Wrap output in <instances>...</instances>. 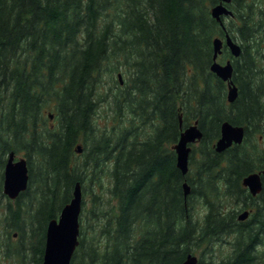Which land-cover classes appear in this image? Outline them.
Here are the masks:
<instances>
[{
    "label": "trees",
    "instance_id": "1",
    "mask_svg": "<svg viewBox=\"0 0 264 264\" xmlns=\"http://www.w3.org/2000/svg\"><path fill=\"white\" fill-rule=\"evenodd\" d=\"M217 3L0 0V205L10 153H25L29 168L28 189L5 205L8 241L19 236L7 258L42 264L48 223L88 180L100 189L108 181L117 211L93 228L105 246L99 237L81 242L72 264L79 255L78 264H182L201 249L210 258L198 264H264V149L252 142L264 133V79L243 47L233 75L238 98L228 103L227 83L211 72L222 31L210 12ZM117 62L131 79L114 95L119 124L100 132L99 87ZM195 122L203 138L184 176L173 146ZM224 122L243 127L245 139L217 153ZM253 173L262 174L256 197L242 184ZM244 209L251 215L241 222ZM224 238L232 251L215 261Z\"/></svg>",
    "mask_w": 264,
    "mask_h": 264
},
{
    "label": "water",
    "instance_id": "2",
    "mask_svg": "<svg viewBox=\"0 0 264 264\" xmlns=\"http://www.w3.org/2000/svg\"><path fill=\"white\" fill-rule=\"evenodd\" d=\"M219 1L221 3L213 7L211 15L214 19L221 22L222 16H233V13L223 5V3L229 4L231 0ZM223 44L220 38L214 40V57L211 72L217 78L227 83V100L230 104H233L238 98V88L233 82V66L230 62L225 65L218 62ZM226 45L234 57L241 55V47L229 36H227ZM202 138L203 133L199 128L198 122H195L182 131L179 141L173 146V150L177 155V167L184 176L189 171L191 145L199 143ZM244 138L245 129L243 127L224 122L221 127V137L215 144V150L217 153H223L234 145H241ZM77 152L82 153L80 146L77 147ZM261 175V173H253L243 180V187L253 197L258 196L262 192L263 183ZM28 187L29 168L27 160L25 158L16 160V153L12 152L7 159L4 170L3 193L9 199L16 200ZM183 189L186 198L190 194L191 188L187 183H184ZM82 196V187L80 183H77L70 203L64 206L58 219H54L48 223L42 264H72L73 256L79 246L80 216L83 206ZM249 217L250 212L245 211L239 215L238 219L244 222ZM182 264H198V258L190 254Z\"/></svg>",
    "mask_w": 264,
    "mask_h": 264
},
{
    "label": "rangeland",
    "instance_id": "3",
    "mask_svg": "<svg viewBox=\"0 0 264 264\" xmlns=\"http://www.w3.org/2000/svg\"><path fill=\"white\" fill-rule=\"evenodd\" d=\"M243 6L241 4V12H246V7L249 5L253 6H261L262 3L264 4V0H243ZM241 22V21H240ZM235 26H237V22L235 23ZM228 58L221 59L219 61L221 64H225ZM117 66V68H115ZM257 69L259 72H261L262 77L264 79V63H261L257 66ZM130 72L132 74V70L129 71V66L123 65V63L117 62L116 64L110 65L108 68L106 67L104 69L103 77L101 79V84L99 87V94L97 97L98 100V112L96 115V122L97 126L102 131H111L113 128L119 124V115L115 111V105H114V95L117 93L122 92V90L129 85L131 76ZM54 117L51 118V123L55 124ZM264 124V122H262ZM252 142L258 147L259 149H264V133H258L253 136ZM216 144V142H215ZM214 144V148H215ZM82 148V153H75L78 160L84 159V144L82 141L77 143L76 147ZM89 149V147H88ZM25 158V153L16 154V160ZM105 187L104 189H100L98 187H94V185L88 181L84 180L83 188L82 189V198H83V206H82V212L80 216V236H79V246L80 247L81 242H84V246H89L90 243L95 240V237H99V240L96 242L97 245L105 246V241H101V237L99 236V233L96 232V235L93 233V228L97 227V229H100L101 226H104L106 223V220L115 215L117 211V204L116 201L110 196L108 193L107 188L109 187L108 181L104 183ZM3 190V188H2ZM98 196V199L96 197ZM8 198V197H7ZM9 199V198H8ZM4 199L0 205V264H18L19 261L16 257H13L12 254L9 258L5 256L7 247L6 245H10L11 252L15 250V247L17 246L16 243L19 240L18 234H15L14 237L8 241L9 237L8 232L6 229V211H5V205L6 202L12 201L11 199ZM14 204L13 202H11ZM233 207H236V205H232ZM203 206L201 202H198L197 206V212L195 213L194 217L198 221H202L204 217V211ZM232 209V208H231ZM243 211L250 212L249 209H244ZM242 213V212H241ZM194 219V220H195ZM135 233L136 238L139 237V231H136ZM141 236V235H140ZM232 241V238H224V241L220 244H217L216 252L214 254L215 261L223 260L225 259L230 253H231V246L230 242ZM19 244V243H18ZM76 249V250H77ZM204 249H201L195 254L198 258V262L202 263H208L210 256L207 255L206 257L202 258L200 252H202ZM76 253V252H75ZM75 255V254H74ZM211 256V257H212ZM81 255L77 257L75 260V264H78L80 260Z\"/></svg>",
    "mask_w": 264,
    "mask_h": 264
},
{
    "label": "flooded vegetation",
    "instance_id": "4",
    "mask_svg": "<svg viewBox=\"0 0 264 264\" xmlns=\"http://www.w3.org/2000/svg\"><path fill=\"white\" fill-rule=\"evenodd\" d=\"M217 2L218 3L214 7L221 3L219 0H217ZM243 2V0H239V4L241 3L242 6ZM223 5L233 13V16H222L221 22L212 17L219 24L220 29L222 30L221 35L216 38H220L224 43L222 53L219 55L218 61H221V56L228 58L225 64L228 62L232 64L234 75V65L236 61L241 59L243 49L245 48V50L248 51V55L254 67L259 65L260 62L264 63V4L262 3L261 6L249 5L246 7L247 10L245 13H242L241 11L238 12V3H236V0H231L229 4L223 3ZM238 7L241 9V5H238ZM212 9L213 7L210 12ZM243 17L246 19L244 24L241 21ZM236 22L237 26H235ZM244 26L246 27L245 37L242 36ZM227 36H229L241 47L242 53L239 57H234L231 54L230 49L226 45Z\"/></svg>",
    "mask_w": 264,
    "mask_h": 264
},
{
    "label": "bare ground",
    "instance_id": "5",
    "mask_svg": "<svg viewBox=\"0 0 264 264\" xmlns=\"http://www.w3.org/2000/svg\"><path fill=\"white\" fill-rule=\"evenodd\" d=\"M70 203V202H69Z\"/></svg>",
    "mask_w": 264,
    "mask_h": 264
}]
</instances>
